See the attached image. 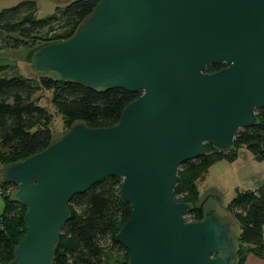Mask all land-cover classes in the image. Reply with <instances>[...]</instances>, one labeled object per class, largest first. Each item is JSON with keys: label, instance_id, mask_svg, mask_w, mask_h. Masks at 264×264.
Segmentation results:
<instances>
[{"label": "water", "instance_id": "water-1", "mask_svg": "<svg viewBox=\"0 0 264 264\" xmlns=\"http://www.w3.org/2000/svg\"><path fill=\"white\" fill-rule=\"evenodd\" d=\"M29 67L92 91L139 97L106 129L78 123L41 152L7 166L27 208L10 264H52L69 202L122 179L130 219L115 236L128 264H234L230 224L214 209L199 222L176 202L182 165L209 145L233 150L264 109V0H99L67 40L36 49ZM209 66H224L207 73Z\"/></svg>", "mask_w": 264, "mask_h": 264}, {"label": "trees", "instance_id": "trees-1", "mask_svg": "<svg viewBox=\"0 0 264 264\" xmlns=\"http://www.w3.org/2000/svg\"><path fill=\"white\" fill-rule=\"evenodd\" d=\"M56 2L65 6L45 19L34 17L36 0H23L0 11V30L7 35L0 44L18 48L37 42L38 47L31 51L32 54L44 45L67 40L99 0ZM15 33L18 38L10 37ZM222 68L224 66H209L206 72L214 73ZM35 75V79L21 75L0 76V166L3 168L55 142L50 115L35 101L40 90L52 92L51 104L69 129L78 123L91 129L111 128L119 122L126 105L139 97V94L121 89L97 92L51 76ZM256 117L255 126L236 134L231 152H217L206 145L205 150L209 147L210 155L204 151L197 160L180 167L174 193L178 202L190 206V221L199 222L204 217V212L195 207L197 191L194 185L202 171L221 160L233 161L240 149L247 150L255 161L264 163V109L257 110ZM121 186L122 179L109 177L71 199L69 218L61 230L52 264H110V259L119 255H125L128 264L127 251L115 241L132 212L123 199ZM14 194L11 200L1 196L4 208L0 214V264H10L14 260L15 249L26 232L27 208L14 198ZM228 211L239 228L234 264H247L249 255L264 259V184L257 190H237Z\"/></svg>", "mask_w": 264, "mask_h": 264}, {"label": "rangeland", "instance_id": "rangeland-1", "mask_svg": "<svg viewBox=\"0 0 264 264\" xmlns=\"http://www.w3.org/2000/svg\"><path fill=\"white\" fill-rule=\"evenodd\" d=\"M23 0H0V11L12 8ZM57 1V0H56ZM55 0H36V19H45L56 13L57 8H63L64 4H59ZM59 1V0H58ZM12 38H18L17 33L10 35ZM7 39V35L0 30V43ZM38 47V43H30L27 46L11 48L0 44V76L21 75L27 78L35 79L36 75L31 68L26 65V59L30 62L31 51ZM2 69V70H1ZM52 92L40 90L35 97L36 103L45 109L50 115V129L54 140H58L69 129V126L63 120L51 104ZM205 152L210 155L211 150L206 148ZM4 168L0 166V213L3 210V197L11 200L17 187L12 183L3 182L2 172ZM264 184V163L255 161L252 155L245 149L238 151L233 161L221 160L219 163L210 166L202 171L194 180L197 191L195 207L203 212L214 209L231 226L232 236L235 245L238 243L239 228L233 221L228 209L230 202L235 196L236 191L257 190ZM177 186V185H176ZM176 188V187H175ZM175 191V189H174ZM175 194V193H174ZM176 202L177 199L175 197ZM183 203V202H181ZM20 212V211H19ZM189 213V212H188ZM188 213L184 216L185 222L190 221ZM247 264H264V259L256 258L253 255L247 257ZM125 255L114 256L110 259V264H126Z\"/></svg>", "mask_w": 264, "mask_h": 264}, {"label": "crops", "instance_id": "crops-1", "mask_svg": "<svg viewBox=\"0 0 264 264\" xmlns=\"http://www.w3.org/2000/svg\"><path fill=\"white\" fill-rule=\"evenodd\" d=\"M26 65H28V58L26 59ZM1 67H3V68H5V66H3V65H0ZM241 150V149H240ZM254 159V158H253ZM262 186V185H261ZM3 208H4V203H3ZM3 211V210H2ZM1 214V213H0ZM263 233H264V228H263ZM248 260V259H247Z\"/></svg>", "mask_w": 264, "mask_h": 264}]
</instances>
